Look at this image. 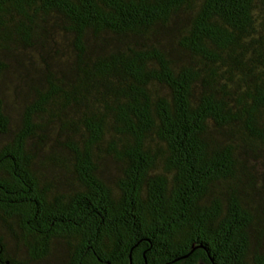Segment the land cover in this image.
I'll use <instances>...</instances> for the list:
<instances>
[{"label": "trees", "instance_id": "16d2710c", "mask_svg": "<svg viewBox=\"0 0 264 264\" xmlns=\"http://www.w3.org/2000/svg\"><path fill=\"white\" fill-rule=\"evenodd\" d=\"M264 264V0H0V264Z\"/></svg>", "mask_w": 264, "mask_h": 264}, {"label": "water", "instance_id": "95a60500", "mask_svg": "<svg viewBox=\"0 0 264 264\" xmlns=\"http://www.w3.org/2000/svg\"><path fill=\"white\" fill-rule=\"evenodd\" d=\"M198 264H204L203 262H198Z\"/></svg>", "mask_w": 264, "mask_h": 264}]
</instances>
